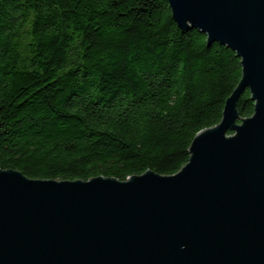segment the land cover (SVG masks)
Here are the masks:
<instances>
[{
    "label": "trees",
    "instance_id": "16d2710c",
    "mask_svg": "<svg viewBox=\"0 0 264 264\" xmlns=\"http://www.w3.org/2000/svg\"><path fill=\"white\" fill-rule=\"evenodd\" d=\"M240 78L236 54L182 32L166 0H0V170L174 175ZM237 110L253 115L248 90Z\"/></svg>",
    "mask_w": 264,
    "mask_h": 264
},
{
    "label": "water",
    "instance_id": "95a60500",
    "mask_svg": "<svg viewBox=\"0 0 264 264\" xmlns=\"http://www.w3.org/2000/svg\"><path fill=\"white\" fill-rule=\"evenodd\" d=\"M166 1L182 32L240 59L220 123L195 136L171 176L0 170V264H264V0ZM246 90L254 112L240 119Z\"/></svg>",
    "mask_w": 264,
    "mask_h": 264
}]
</instances>
